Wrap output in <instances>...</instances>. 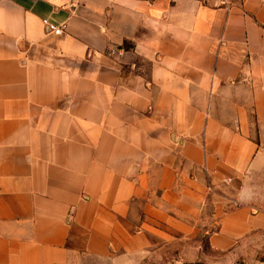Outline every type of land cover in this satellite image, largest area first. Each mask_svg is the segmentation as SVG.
Returning <instances> with one entry per match:
<instances>
[{"label":"crops","instance_id":"obj_1","mask_svg":"<svg viewBox=\"0 0 264 264\" xmlns=\"http://www.w3.org/2000/svg\"><path fill=\"white\" fill-rule=\"evenodd\" d=\"M132 227L264 264V0H0V264Z\"/></svg>","mask_w":264,"mask_h":264},{"label":"rangeland","instance_id":"obj_2","mask_svg":"<svg viewBox=\"0 0 264 264\" xmlns=\"http://www.w3.org/2000/svg\"><path fill=\"white\" fill-rule=\"evenodd\" d=\"M224 1V0H221ZM128 239L114 242L105 255H91L81 252L75 255L71 264H188L193 253L205 248L204 232L176 233V239H169L162 233L160 239L153 232L147 234V244L141 246L140 229L131 228ZM168 234V233H166ZM189 234V235H187ZM159 244V245H158ZM201 248H196V245Z\"/></svg>","mask_w":264,"mask_h":264},{"label":"built area","instance_id":"obj_3","mask_svg":"<svg viewBox=\"0 0 264 264\" xmlns=\"http://www.w3.org/2000/svg\"><path fill=\"white\" fill-rule=\"evenodd\" d=\"M148 1H151V0H148ZM44 22L47 25L48 29L50 31H53L54 33H59L61 31V29H62V25H58V24L52 23V22L48 21L47 19H44ZM242 264H254V263H252V262H244Z\"/></svg>","mask_w":264,"mask_h":264}]
</instances>
